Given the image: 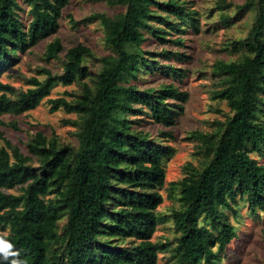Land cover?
<instances>
[{
  "label": "trees",
  "instance_id": "obj_1",
  "mask_svg": "<svg viewBox=\"0 0 264 264\" xmlns=\"http://www.w3.org/2000/svg\"><path fill=\"white\" fill-rule=\"evenodd\" d=\"M70 0H0V75L41 40L55 35ZM123 8L113 16L91 13L71 25L98 23L108 53L95 56L78 44L63 53L58 37L42 52L45 63L59 61L60 73L46 67L23 88L0 81V116L36 108L61 83L78 92L47 98L50 112L75 114L66 120L77 145L61 144L37 130L24 154L0 131V234L13 244L23 264H217L237 236L228 212L239 201L257 217L264 211V0H214L206 20L229 27L253 12L246 35L225 47L234 60L216 59L210 68L211 97L229 114L211 132L192 131L202 161L187 163L169 183L175 205L158 212L166 184L164 162L175 148L171 130L158 136L143 123L175 125L189 99L173 83L140 87L139 76H186L174 64L191 62L177 50L143 49L146 42L185 47L182 36L200 34L203 14L183 0H105ZM23 13L25 19H23ZM63 53V54H62ZM160 57V58H159ZM86 61L97 62L92 73ZM142 79V78H141ZM144 79V78H143ZM16 129V123H9ZM159 138V139H157ZM171 222L172 237L153 241L157 225ZM221 254V255H220ZM0 257V264L10 260Z\"/></svg>",
  "mask_w": 264,
  "mask_h": 264
},
{
  "label": "rangeland",
  "instance_id": "obj_2",
  "mask_svg": "<svg viewBox=\"0 0 264 264\" xmlns=\"http://www.w3.org/2000/svg\"><path fill=\"white\" fill-rule=\"evenodd\" d=\"M187 5L198 10L203 14L201 20L202 32L200 34H185L181 38L185 47H176L171 44L158 45L155 42H146L143 49L159 52L162 49L177 50L190 54L192 56L189 63H178L171 60H163L164 64H174L186 72V76L176 80L171 77L157 74L144 75L138 79L140 87L157 86L162 83H173L176 87L187 90L189 99L184 104V110L177 118L175 125L170 128H164L155 123H143L144 129L149 130L153 136H158L161 130H171L173 139L162 141L163 144H169L175 148L174 154L165 160L164 167L166 172V184L161 190L163 202L158 207V212L165 214L168 209L175 205V192H170L172 197L167 196L169 192V183L177 181L183 176V166L192 163L199 166L202 156L199 154V147L196 141H191L190 133L198 130L202 132H211L216 128V122H223L229 114V109L224 101L214 100L211 97L214 89V80L210 75L211 64L216 59L234 60L239 59L238 53L229 54L225 51L226 45L231 41L242 38L248 31V26L253 17V12L249 11L241 16V19L229 27H223L217 20V13L210 20H206V14L213 7L214 0H183ZM234 3L241 4L245 0H231ZM123 8L109 7L105 0H70L68 5L63 9L62 16L59 19V28L55 35H51L38 44L32 46L27 52L18 53V62L7 71L1 73L0 81L10 84L15 88H25L26 79L38 75L37 69L46 67L53 73H60V62L52 61L45 63L42 59V52L45 45L53 37H58L63 45V53L70 47L78 44L89 47L99 57L108 53L104 45L103 30L98 23H88L86 25H71L68 21L70 15L74 21H80L84 16L91 13L102 12L109 16L122 11ZM23 19L25 14L23 13ZM62 53V54H63ZM92 73L98 69V63L86 61L85 63ZM142 78V79H141ZM144 78V79H143ZM78 92L79 86L74 83L69 86H63L57 83L50 91L48 97L34 109L20 114H4L0 116V131L4 137L17 146L20 151L26 153L25 143L28 138L37 130L42 131L45 135L56 136L61 144H71L76 146L75 129L67 124L66 120H74L75 114H67L63 110L50 112L47 98L65 96L64 92ZM16 123V129L12 128L9 123ZM159 139V138H157ZM2 141H0V146ZM258 161L264 164V156L258 157ZM228 217L230 222L235 226L237 236L228 245L225 255L217 264H264V211L260 212L257 217H252L248 213L247 206L243 201H239L237 214L234 216L230 212ZM173 235L171 222L157 225L152 236L153 241H164ZM221 255V254H220ZM166 259L160 255L158 264H165Z\"/></svg>",
  "mask_w": 264,
  "mask_h": 264
},
{
  "label": "clouds",
  "instance_id": "obj_3",
  "mask_svg": "<svg viewBox=\"0 0 264 264\" xmlns=\"http://www.w3.org/2000/svg\"><path fill=\"white\" fill-rule=\"evenodd\" d=\"M13 248V244L4 238V234H0V257L4 260H9L12 257L10 264H23L21 260L16 259L20 254L18 251H14Z\"/></svg>",
  "mask_w": 264,
  "mask_h": 264
}]
</instances>
